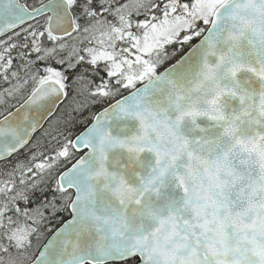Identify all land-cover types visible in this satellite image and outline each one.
<instances>
[{"label": "snow or ice", "instance_id": "6c2138e0", "mask_svg": "<svg viewBox=\"0 0 264 264\" xmlns=\"http://www.w3.org/2000/svg\"><path fill=\"white\" fill-rule=\"evenodd\" d=\"M0 264H264V0H0Z\"/></svg>", "mask_w": 264, "mask_h": 264}]
</instances>
